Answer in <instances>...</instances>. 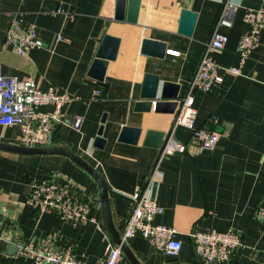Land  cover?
Returning a JSON list of instances; mask_svg holds the SVG:
<instances>
[{
    "label": "crops",
    "instance_id": "crops-1",
    "mask_svg": "<svg viewBox=\"0 0 264 264\" xmlns=\"http://www.w3.org/2000/svg\"><path fill=\"white\" fill-rule=\"evenodd\" d=\"M220 1L140 0L137 20L130 22L126 9L122 19L114 17L116 0H0V29L32 24L42 42L25 54L3 46L2 74L32 77L42 90L54 86L67 92L74 100L63 106V114L83 117L79 129L55 126L47 145L69 147L101 173L119 232L130 209V194L146 182L163 208L153 221L176 229L182 249L175 258L165 256L140 233L126 240L142 264H199L191 233L209 229L238 232L242 239L230 260L216 264H264V221L254 217L257 207L264 206V29L240 74L223 72V81L210 90H192L195 125L221 134L215 149L200 150L190 143V130L174 124L170 137L187 150L164 154L156 162L158 149L144 144L145 134L168 131L175 112L135 108L146 73L158 75L159 91L163 82L178 84L177 101L186 93ZM231 1L232 24L219 27L228 41L210 54L222 67L238 66V42L249 28L242 19L244 11L264 7V0ZM182 6L197 12L189 36L178 32ZM57 34L66 40L56 41ZM106 36V50L116 48L106 66V88L96 93L98 81L88 70ZM145 38L164 42V55L141 52ZM100 125L105 139L101 148L94 145ZM124 125L141 128L136 143L119 140ZM19 132L17 125L0 126V141L17 143ZM154 166L160 172L149 178ZM46 180L81 189L95 199V221L74 224L54 210L36 211L28 202L31 185ZM51 233L58 247L76 259L102 264L106 237L111 238L101 216L98 185L68 156L0 149V264H29L30 258L9 250L8 243L23 245ZM122 264H131L123 253Z\"/></svg>",
    "mask_w": 264,
    "mask_h": 264
},
{
    "label": "built area",
    "instance_id": "built-area-1",
    "mask_svg": "<svg viewBox=\"0 0 264 264\" xmlns=\"http://www.w3.org/2000/svg\"><path fill=\"white\" fill-rule=\"evenodd\" d=\"M220 3L210 35L204 42L202 54L189 80L188 90L178 99L174 114V124L188 128L190 143L205 151L216 148L221 134L215 129L195 125L196 109L192 90H210L223 81V72L240 74L247 56L259 43L260 31L264 29V7L246 9L242 19L249 28L238 42V66H220L210 54L223 49L228 41V36L221 32L219 27L232 24L235 10L231 0H221ZM55 37L56 41L66 40L60 34ZM41 45L42 42L32 24L21 26L14 23L4 31L0 29V51L3 46H10L17 54H25ZM100 90L97 86L94 88L96 93ZM73 100L74 96L54 86L42 90L32 77L6 76L0 71V126L17 125L20 132L16 141L19 144L45 146L49 143V133L55 126L70 125L79 129L83 117L81 115L67 117L62 111L63 106ZM43 105H50L52 109L39 110ZM186 150L187 146L184 143L170 137L161 156ZM159 172L154 166L149 178H153ZM84 192L53 180H46L31 185L28 202L39 213L54 210L66 221L85 225L95 221L93 211L98 202ZM130 200V209L121 231L122 241L126 242L128 238L140 233L154 243L165 256L177 257L182 249V242L177 239L174 227L153 221L162 213L163 208L152 197L149 183L142 184L131 193ZM254 217L264 221V206L257 207ZM191 236L200 264H216L230 260L242 241L238 232L215 229L194 230ZM106 239L105 258L102 264H122L120 246L107 237ZM18 252L30 258L29 264H87L76 259L71 251L60 249L56 244L55 233L19 245Z\"/></svg>",
    "mask_w": 264,
    "mask_h": 264
},
{
    "label": "water",
    "instance_id": "water-1",
    "mask_svg": "<svg viewBox=\"0 0 264 264\" xmlns=\"http://www.w3.org/2000/svg\"><path fill=\"white\" fill-rule=\"evenodd\" d=\"M140 0H116L114 17L122 19L126 9L127 20L136 22ZM197 18V12L192 7L182 6L180 11V19L178 24V32L183 35H191ZM110 37L106 36L105 42L96 52L95 57L89 67L88 76L94 78L98 82H103L104 74L108 60L114 58L115 46H111L106 50V41ZM166 44L161 41L151 39H143V53H150L155 56H163ZM179 85L170 82H163L159 91V77L156 74L146 73L140 91V100L136 102L135 108L141 111H149L154 109L157 112L173 113L177 107ZM103 121V119H102ZM174 119L168 131L148 130L145 134L144 144L153 146L158 149L156 162L161 156L162 150L168 141L172 129L174 127ZM141 133V128L124 125L119 133V140L129 143H136ZM51 142V141H50ZM105 139L102 137V125H100L97 136L94 140L96 147H103ZM0 149L4 151L16 152L20 154L37 155V154H62L68 156L76 165L84 169L96 182L99 188V204L101 207V216L103 223L109 233L111 240L120 246L121 252L130 261L131 264H142L135 257L133 252L125 241L121 239V231L119 232L112 221L110 205L108 199V191L106 182L101 173L82 159L78 154L67 146L55 145L50 143L45 146H27L17 143L0 141ZM155 162V163H156ZM155 165V164H154ZM1 242V241H0ZM18 244L8 243V249L11 251L18 250ZM200 264V263H199Z\"/></svg>",
    "mask_w": 264,
    "mask_h": 264
},
{
    "label": "trees",
    "instance_id": "trees-1",
    "mask_svg": "<svg viewBox=\"0 0 264 264\" xmlns=\"http://www.w3.org/2000/svg\"><path fill=\"white\" fill-rule=\"evenodd\" d=\"M97 87H99L101 90H104L106 88V85L102 82H98Z\"/></svg>",
    "mask_w": 264,
    "mask_h": 264
}]
</instances>
